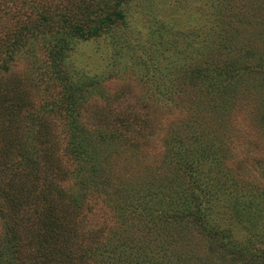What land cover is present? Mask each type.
Masks as SVG:
<instances>
[{
  "label": "trees",
  "instance_id": "1",
  "mask_svg": "<svg viewBox=\"0 0 264 264\" xmlns=\"http://www.w3.org/2000/svg\"><path fill=\"white\" fill-rule=\"evenodd\" d=\"M54 1L57 12L50 16L47 5ZM131 1L48 0L41 9L32 7L37 8L34 10L39 18L32 27H16L11 36L0 40L4 46L3 57L0 55V264H114L100 251L111 244L122 256H136L129 264H195L193 254L187 256V261L173 263L168 254L152 261L142 258L146 255L144 249L145 254L135 249L133 253L124 234L131 220L147 224L148 235L159 223L177 237L194 235L203 244L200 264L213 259L220 260L219 264H264V188L258 185L259 180L239 174V169L230 165L233 148L219 132L234 123L223 114L232 109L229 104L246 97L260 99L258 92L264 90V50H245L247 60L213 63L197 56L198 62L181 64L180 60H190L192 52L195 54V46L204 56L214 41H240L233 31L238 20L230 16L224 20L228 29H214L211 15L206 19L204 15L200 17L202 27L183 30L197 42L195 46L183 44L191 51L182 57L170 52L158 62L145 50L137 54L134 67L141 70L139 81L143 86L154 81V92H148L153 94L152 101L185 107L192 121L161 130L157 135L161 153L154 164L143 165V158L135 160L147 166L141 176L146 178L131 179L121 165V151L128 148L138 153L147 145L143 134L151 123L149 113L112 108L108 101L115 94L106 97L105 104L95 102L89 106L88 88L98 85V80H88L75 65H70L71 74L66 69L78 42L125 30L126 6ZM215 1L208 2L217 14L221 13ZM164 26L161 24V29ZM37 31L54 33L46 57L64 91L46 108L41 107L42 114L25 112L28 102L24 80L9 74L12 83H8L3 76L21 47H17L19 41L24 36L25 43L37 39ZM183 33L181 36L186 38ZM246 33L250 39L252 35ZM253 34L264 42L262 33ZM121 36L126 39L128 34L121 32ZM112 44L121 49L117 41ZM135 45L127 44V48ZM168 45L184 52L177 44ZM172 65L176 75L170 69ZM163 88L174 95H167ZM257 103L264 108V99ZM50 112H56L60 124L49 118L54 115ZM203 124L204 129L197 133L196 127ZM143 179L153 183L145 182L144 186L140 182ZM261 179L264 183V175ZM97 202L114 219H120L119 226L84 230L87 208ZM171 242L175 243L169 239Z\"/></svg>",
  "mask_w": 264,
  "mask_h": 264
},
{
  "label": "rangeland",
  "instance_id": "2",
  "mask_svg": "<svg viewBox=\"0 0 264 264\" xmlns=\"http://www.w3.org/2000/svg\"><path fill=\"white\" fill-rule=\"evenodd\" d=\"M47 1L0 0V40L6 35L11 36V32L16 27L24 26L23 30L32 27L37 22L35 20L39 19L34 10L37 8L33 9L32 7L37 6L38 9H41L44 4L48 3ZM208 1L133 0L126 6L127 21L125 30L113 32L112 35L114 36L102 35L95 39L78 42L75 54L66 67L67 72L71 74L72 72L69 71L71 69L70 65H75L76 69L82 73V76L87 77L88 80L91 77H96L98 80V85L88 88L90 92L88 97L89 106L95 102L99 105L105 104L106 97L109 98L115 94L108 101L109 106L112 108L121 110L138 109L149 113L151 127L148 123L143 134V141L147 142V145H143L138 153H134L132 150L128 151V148L121 151L123 155L121 165L128 170L126 174L131 179L146 178V176L141 177L144 174L143 171L147 166L154 164V158L161 153V146L157 142V135L160 134L161 130L186 122L191 123L192 121L190 120L192 114L190 115L189 111L184 109L185 107L165 105L152 101L153 94H148V92H154V81L152 84L149 82L150 85L148 84L147 86H143L144 83L141 84L139 81L141 70L134 67V57L137 54H142V51L145 50L147 55L156 57L158 62L159 60L163 61V56L168 57L170 52L177 53L176 57L178 55L182 57L191 51L186 46L184 48L183 44H193L195 46L197 42L195 39L192 41L193 37L183 33V30L187 28L191 31L195 27H202L204 22L201 21L202 18L200 17L204 15L205 19L211 15L214 29H228L224 20L225 22L226 20L228 21L230 16L238 20L239 22L235 23L236 26H233V31L240 38V41L237 44L214 41L208 45L209 47L204 56L198 54L195 46L194 50H192L195 54L192 52L193 56L189 58L190 60H180L181 64L196 63L199 61L197 56H201L202 59L213 63L217 62V60L224 61L223 63L247 60L249 57H247L248 54L245 50L256 48L259 51L264 50V42L257 40L253 36V33H262L264 35V0H216L214 3L222 9V12L218 14L215 6L212 4L210 6ZM47 7H49L48 15L53 16V11L57 12L55 1L50 2ZM68 9L69 6L66 5V10ZM236 15L239 17H236ZM251 21L252 23H250ZM161 24H164L165 29L167 28L168 31L161 29ZM121 32L128 34L127 40L125 36H121ZM179 32L183 33L186 38L182 37L181 33L178 34ZM246 32L252 35L250 39L245 35L247 34ZM35 34L37 39H31L25 43L26 37L24 36L21 42L19 41L17 47L21 46L22 48L20 47L13 54L14 59L10 64V70L7 75L3 76L7 78L11 74L10 77L24 80L23 92L26 94V102H28L25 112L35 111L42 114L41 111L43 109L41 107L46 108L64 91L62 88L63 84L55 80L52 68L48 65L51 61L50 58L47 60L48 57H46V54L51 51L48 44L54 37V33L37 31ZM112 41H117L118 44H121V49L113 45ZM127 44L136 45L135 47L130 46L127 48ZM159 44L165 45L160 46ZM168 44H177L178 49L184 50V52L181 54ZM142 47L145 48L143 49ZM3 48L4 46L1 44V57H3ZM175 62L177 61H174L173 65L177 66ZM173 65L170 69L176 75L177 71H175ZM7 82L12 83L8 78ZM164 90L168 91L167 95H174V92H169V88ZM117 93L120 96L116 97ZM258 94H260V99L258 96L256 98L246 97L247 99L237 100L235 105L229 104L232 109L229 108L228 113L223 112V114H226L224 115L226 120H232L234 123L232 126L219 129V132L224 134L225 141L233 148L231 153L233 163L229 164L238 168L239 174L252 176V178L259 180L257 182L258 185L264 188V183L261 182L263 180L261 177L264 175V120H261L264 116V108L257 103V101L264 99V90L258 92ZM48 110L46 109V111ZM50 113L54 114L56 112ZM197 115L196 121L199 124L198 112ZM220 115L222 114L220 113ZM49 118L53 119L55 124H60L56 114ZM203 126L204 124L196 127L197 133L204 129ZM59 137L60 133L56 134L55 139L59 140ZM212 142L217 143L215 139ZM140 158H143L142 164L147 165L146 167L138 165L137 161H135ZM239 162H243L241 167H238ZM140 182L144 186L145 182L153 183L148 179H143ZM155 189H157L156 184L153 185V190ZM158 194L160 195L159 190ZM101 207L100 203L97 202L92 208H87L88 212L83 218L85 231L96 230L101 227L112 230L115 229L114 226H119L120 219H114L107 208ZM146 226L147 224L143 226V224L141 225L138 221L133 220L128 224V232L124 234L129 239L125 243L132 247L133 253H135L134 249L137 253L142 252L144 249L146 255L142 256V258L152 261L154 259L159 260L165 254H168L173 263L179 259L181 262L187 261L189 260V255L193 254L197 259L195 264H200L199 256L203 254V244L194 235L177 237L176 233L173 235V231L168 233V230L164 229L161 223L157 224L158 228H154L148 235ZM169 239H172L175 243L172 244L171 242L169 244ZM114 246L116 245H107V249L100 250L105 256L110 257L109 261L111 263L129 264L136 258L134 255H128V253L123 256L120 255L118 249ZM219 262L220 260L213 259V262H208V264H219Z\"/></svg>",
  "mask_w": 264,
  "mask_h": 264
}]
</instances>
